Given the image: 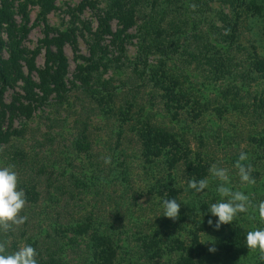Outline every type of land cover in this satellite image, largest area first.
<instances>
[{"label":"trees","instance_id":"trees-1","mask_svg":"<svg viewBox=\"0 0 264 264\" xmlns=\"http://www.w3.org/2000/svg\"><path fill=\"white\" fill-rule=\"evenodd\" d=\"M40 1L44 13L55 7L54 0ZM107 1L112 12L92 34L73 80L66 81L63 52L72 29L53 32L45 25L50 32L41 68L25 51L0 60V167L18 173L26 200L20 215L27 217L0 230V242L8 253L31 245L38 264H264V254L245 244L247 232L259 228L245 218L256 207L219 230L207 224L217 219L210 204L221 199L216 188L222 181L209 172L213 164L228 169L233 191L251 196L264 188V25L258 26L264 0H230L233 16L221 13L223 32L212 38L187 32L198 26L190 17L189 27L171 32L161 13L139 25L134 6L143 0ZM204 1L198 22L209 28L206 15L215 0ZM9 5H2L0 18L9 17ZM133 39L139 52L130 57ZM247 49L251 58L239 56ZM198 58L231 82H204L190 68ZM239 64L261 82L233 78L228 69ZM230 119L245 123L243 129ZM241 152L257 188L240 181L235 164ZM189 178H207L209 187L199 194L187 190ZM172 198L181 204L175 220L163 216V201ZM211 236L218 255L203 243Z\"/></svg>","mask_w":264,"mask_h":264},{"label":"rangeland","instance_id":"rangeland-1","mask_svg":"<svg viewBox=\"0 0 264 264\" xmlns=\"http://www.w3.org/2000/svg\"><path fill=\"white\" fill-rule=\"evenodd\" d=\"M85 0H54V8L50 9L49 12L44 13V10L41 7L40 0H0V9H2V5L6 6L8 3L13 5L10 8L9 5V17L0 18V60L8 61L11 58L12 54H20V52H27V58L30 56H35L34 63L36 68H41L44 64V41L45 33H48V29L45 28V25L48 26L53 32H65L66 30H74L73 38L71 42H66L63 45V52L68 61V74L66 76V81L73 80L74 72L76 66L82 63L83 58H86L89 55L90 44H92V39L94 38L92 34L100 31V26L104 25L103 18L106 16V11L109 9L107 0H89V4H86L85 7L79 12V4ZM129 1V0H124ZM176 4H166L168 0L163 2L162 0H143L141 2L137 1L136 6H134L137 22L138 24H143L144 21H147L149 16L151 15H159L161 13L162 21H164V26L167 27L169 32L172 31V27L179 28L182 30L180 26H184L185 24L190 26V21L188 18H193L194 22H197L198 26L193 31L187 30V32L200 34L201 36L206 35L209 38L218 37V34H221L223 30L219 29L224 22V17L222 15L233 16V10L230 0H215L210 5L212 11H208L207 20L212 23L211 27H203L201 23H199V19L203 18L206 13V9L202 5L205 3L204 0H184L185 4H183V0H175ZM129 5V2H125ZM123 3V4H125ZM194 5L195 7H191ZM223 10H222V8ZM185 8V9H184ZM224 11V13H223ZM107 12H112L110 9ZM236 12L238 14L242 13V11L237 8ZM204 13V14H203ZM221 13H223L221 15ZM24 15H27L28 19L25 18ZM260 22L258 26L264 25V11L261 14ZM221 19H223L221 21ZM220 20V21H219ZM172 22V24H170ZM111 28L114 30L117 25V20L112 19L109 22ZM176 25V26H175ZM218 26V27H217ZM201 27V28H200ZM255 27V26H254ZM184 28V27H183ZM185 29V28H184ZM50 32V31H49ZM133 32V31H132ZM192 34V33H191ZM106 35V34H105ZM245 38H249L251 35H244ZM253 37V36H252ZM109 36L104 37V43H108ZM132 42L128 43V55L130 57H135L137 54L138 46ZM215 47H212L214 49ZM250 49H247V52H240L239 56L245 58H251ZM237 56V55H236ZM150 58H154L150 57ZM149 58V59H150ZM224 58V57H223ZM223 58L213 56L211 59L216 60L218 63L224 62ZM154 61V60H153ZM251 61V60H250ZM248 61V62H250ZM195 63V64H194ZM193 65H190L191 70H195L199 74L200 78L207 83L213 84L214 82L220 83L225 82L226 84L231 82L230 79L226 80V77L219 75L218 73L212 72V67L207 63L206 60L198 58L195 60ZM236 64L235 61H232V64ZM23 66V70L25 75L29 73L30 77L33 79H37L36 74L30 72L27 66L24 65L23 61H21ZM196 65V66H195ZM232 72V77L234 76L241 77L240 79L247 80L250 86L252 84H256L261 82V76L255 73H249L248 66L244 65H230L229 69ZM110 74V71L107 73ZM234 75V76H233ZM23 86V82L18 81L16 87ZM225 87V86H222ZM226 88V87H225ZM10 92L6 93V99H10ZM232 122L236 126L240 128L245 123H241L235 119H230L228 123ZM243 126L240 130L243 129ZM44 129V128H42ZM246 145L242 143L241 146ZM261 178L264 181V161L261 162ZM263 166V167H262ZM261 184V183H260ZM232 185V184H231ZM256 188L259 187V183L255 182ZM264 186V185H263ZM264 189V188H263ZM262 189V185L257 190H251V203L255 208L261 201H264V190ZM239 191H242L241 189ZM256 192V193H253ZM250 225H255L254 227L264 228V219L259 216V213L253 214L252 217H245ZM213 237L203 238V243L208 245V248L211 246V240ZM216 249L215 252H211L214 255H218L217 245L214 247ZM211 256V255H210ZM212 257V256H211ZM220 264L222 260H219Z\"/></svg>","mask_w":264,"mask_h":264},{"label":"clouds","instance_id":"clouds-1","mask_svg":"<svg viewBox=\"0 0 264 264\" xmlns=\"http://www.w3.org/2000/svg\"><path fill=\"white\" fill-rule=\"evenodd\" d=\"M191 7H195L192 5ZM248 155L244 152L239 154V158L235 164L238 169L240 181L247 185L255 184L254 178L251 176L252 167L245 162ZM105 163H110V158H105ZM209 172L212 177L222 181L216 188L221 199L210 204L209 212L216 217L215 223L212 219L207 220L209 226H213L215 230H219L221 225L230 224L236 218L238 213L248 212L252 207L251 200L244 192L233 191L228 185L229 171L226 168L218 167L213 164ZM19 177L14 167L9 165L0 167V230L7 232L14 225L23 224L27 217L21 216L26 200L23 190H18ZM186 189L193 190L194 193H202L209 187V179L203 178L198 181L195 178L185 180ZM164 215L170 219H177L180 213L181 204L176 199H165L163 201ZM259 216L264 219V201L256 205ZM245 244L248 249L257 250L264 254V228H257L248 231L245 238ZM209 252H215L214 247L208 249ZM37 250L31 245H23L18 250L8 253L4 242H0V264H38ZM264 258V255H262Z\"/></svg>","mask_w":264,"mask_h":264}]
</instances>
